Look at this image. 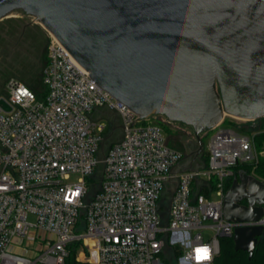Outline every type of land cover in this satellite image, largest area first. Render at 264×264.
<instances>
[{
    "label": "built area",
    "instance_id": "built-area-1",
    "mask_svg": "<svg viewBox=\"0 0 264 264\" xmlns=\"http://www.w3.org/2000/svg\"><path fill=\"white\" fill-rule=\"evenodd\" d=\"M47 49L44 96L16 78L0 96L11 108L0 107V264H168L179 248V264H214L221 238L264 228V216L223 217L231 167L254 157L252 139L222 134L204 167L52 35Z\"/></svg>",
    "mask_w": 264,
    "mask_h": 264
},
{
    "label": "water",
    "instance_id": "water-1",
    "mask_svg": "<svg viewBox=\"0 0 264 264\" xmlns=\"http://www.w3.org/2000/svg\"><path fill=\"white\" fill-rule=\"evenodd\" d=\"M13 13L35 18L139 119L192 127L197 154L201 135L226 116L264 118V0H0V21ZM0 107L11 109L4 99ZM263 216L264 180L240 171L224 219ZM263 234L262 226L237 228L235 251L251 258Z\"/></svg>",
    "mask_w": 264,
    "mask_h": 264
},
{
    "label": "rangeland",
    "instance_id": "rangeland-1",
    "mask_svg": "<svg viewBox=\"0 0 264 264\" xmlns=\"http://www.w3.org/2000/svg\"><path fill=\"white\" fill-rule=\"evenodd\" d=\"M13 33L16 34L14 36L15 47L12 48L10 55L0 54V96L6 94L7 83L11 78L27 83H31L32 80L41 82L37 76H40L43 72L46 50L51 40V34L35 18L19 13H13L0 21V45L5 44V41ZM37 90L43 93L44 89L41 84ZM225 120V123L217 129L201 135L203 142L202 153L205 151L211 152L212 145L214 147L220 146L218 139L222 134L227 133L231 138L245 137L252 139L255 132H250L257 130L264 121H257L255 126L251 122L233 119L228 116H226ZM146 121L160 126L164 130L170 145L182 154L184 153L183 155L192 157L193 153L199 150L200 146L192 127L180 123H170L162 116H152ZM253 155L254 159L248 157L246 161H242V159L247 156L242 155L239 158V162L253 163L258 156H264V151L258 152L254 149ZM183 253L184 249L182 248L169 250L167 259L170 260V264H179V258Z\"/></svg>",
    "mask_w": 264,
    "mask_h": 264
},
{
    "label": "trees",
    "instance_id": "trees-1",
    "mask_svg": "<svg viewBox=\"0 0 264 264\" xmlns=\"http://www.w3.org/2000/svg\"><path fill=\"white\" fill-rule=\"evenodd\" d=\"M14 36H16V34L13 33L12 36H10L8 38V40L5 41V44L0 45V54L5 55V56L10 55L12 48L15 47ZM46 52H47L46 53V61L44 63L43 70L45 69V67L48 63V49L46 50ZM37 78H40L41 82L32 80L31 83H27V82H25V83L33 91H35L39 97H43L45 95V88H44L43 83H42L43 72H42V74H40V76L38 75ZM40 84L44 89L43 93H41L37 90ZM263 120H264V118L257 120V121L262 122ZM225 121L226 120H224L223 123H225ZM257 121H253L251 123H253V125L256 126ZM250 133H254V136L252 138L254 149H256L258 152L264 151V121L262 124L259 125L257 130L251 131ZM167 143L170 147H172L170 145V143L168 142V140H167ZM196 152L197 151H195L193 153L191 159L195 158ZM209 156H210L209 151H205L204 153L201 152L199 159H200V164L202 166H204V167L208 166ZM231 170L233 172V176L227 181L226 190H228L230 188V186L233 182V179L238 176L240 171H245L246 173L253 175L260 180H264V156H261V155L258 156L255 159V162H253V163L238 162L237 164H235L234 166L231 167ZM196 190L197 189L195 186L193 194H195ZM201 193L206 194L208 196L207 191L203 190V191H201ZM160 214L163 218V221L166 222L167 221V202L166 201H163L161 204ZM232 246H233V248H232ZM167 263L170 264L169 259H167ZM214 264H264V234L259 238L258 244H257L251 258H249V254L246 252L235 251L234 241H233L232 237L221 238L220 239V254L216 257Z\"/></svg>",
    "mask_w": 264,
    "mask_h": 264
},
{
    "label": "flooded vegetation",
    "instance_id": "flooded-vegetation-1",
    "mask_svg": "<svg viewBox=\"0 0 264 264\" xmlns=\"http://www.w3.org/2000/svg\"><path fill=\"white\" fill-rule=\"evenodd\" d=\"M196 157H197V154H196L195 158H196ZM246 203H247L246 201L243 202V204H246Z\"/></svg>",
    "mask_w": 264,
    "mask_h": 264
}]
</instances>
